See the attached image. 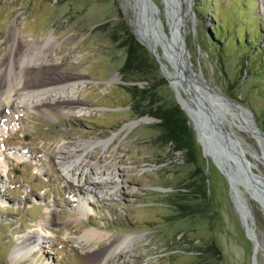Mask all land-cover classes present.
<instances>
[{
	"label": "rangeland",
	"instance_id": "374dc122",
	"mask_svg": "<svg viewBox=\"0 0 264 264\" xmlns=\"http://www.w3.org/2000/svg\"><path fill=\"white\" fill-rule=\"evenodd\" d=\"M152 1L153 17L170 36L164 0ZM181 8L191 67L210 88L215 128L207 132L264 184V0H181ZM136 18L152 37L151 49L135 31ZM18 28L26 42L57 38L42 59L81 75L74 94L80 103L54 118L27 107L0 127V264H87L88 254L136 230L143 234L111 264H264V205L238 185L246 218L238 211L225 174L236 164L218 153L216 163L207 152L162 72L161 40L141 19L137 0H0V56ZM123 30L148 54L140 63L144 78L133 79V66L125 69V47L114 40ZM174 105L190 128L182 149L163 136L154 115ZM107 138L106 147L90 146L88 163L77 156L59 162L61 144ZM94 165L119 168L116 194L88 196L90 183L78 189L76 179ZM79 198L90 214L78 213ZM93 226L108 234L83 239ZM21 244L27 249L14 252Z\"/></svg>",
	"mask_w": 264,
	"mask_h": 264
},
{
	"label": "bare ground",
	"instance_id": "6f19581e",
	"mask_svg": "<svg viewBox=\"0 0 264 264\" xmlns=\"http://www.w3.org/2000/svg\"><path fill=\"white\" fill-rule=\"evenodd\" d=\"M137 2L140 12H142V10L145 11V7L147 6L146 0H142L143 3L140 2V0H137ZM164 2L166 4V17L171 32L174 33V31L178 29L181 35L183 19L181 14V0H179V13L169 0H164ZM134 26L139 39L150 46L153 45L151 40L152 37L149 36L139 19H134ZM152 29L155 38H160L164 50L166 51L167 45L170 43V36L166 35L163 28L158 30L156 26L153 25ZM10 36L11 43L8 52L0 56V127L8 123L10 117L16 116L18 111H22L27 107L28 109L31 108L36 110L39 114L47 118H54L58 113H64L65 110L70 111L72 107L80 103V100L74 97V94L76 88L75 83L81 75L65 69H60L56 65H51V63H47L42 59L44 51L57 44L58 40L56 37L52 34H48L26 42L19 28ZM159 38H157V42H160L158 40ZM162 59H165V57L162 56V58H160L162 61L163 74L168 77L170 84L178 92L181 105L188 113L191 122L194 124L195 129L205 143L206 135L210 134L207 132V127L215 128V119L211 118L209 115V102L205 97L206 93H209L210 88L205 84L203 85L198 74L192 71H185L184 78L187 82L185 86L181 81V72L175 69L174 65L168 60L171 67L170 65L167 66L166 62H163ZM184 94H187V97ZM202 110L203 112H201ZM109 140L110 139L107 138L100 143L95 140H77L70 144L63 143L58 149V153H60L59 162L63 164L65 161H69V159L77 156V159H80L82 164L88 163L86 162L88 153H90V155L94 153L93 150H91V152L89 151L90 146L96 144V148L97 146L106 147ZM1 141L2 137L0 136V152L3 153ZM118 171V167H113L111 169L105 167L101 169L99 166L94 165L89 175L86 174L84 178L78 176L76 179L78 189L80 190L84 188L85 184L87 185L90 183L93 188H89V186L86 187V191H89L87 194L88 196L97 195L98 198L104 199L108 197V195L116 194L118 188L123 186ZM95 185H102L103 190L97 191V186L95 187ZM233 186L235 185L233 184ZM232 192L234 194L233 190ZM92 199H95V197ZM261 201L264 204L263 198H261ZM78 203L80 205L78 213L90 214L87 208L86 210L82 209L83 206H86L87 199L79 198ZM236 206L242 217L246 218V212L243 208L240 207L238 203H236ZM92 211L93 209H91V212ZM107 234L108 231L93 226L87 229L82 234V237L85 240H94ZM142 234V231L136 230L120 235L116 240L111 242L107 249L97 252L92 256V253L88 254L86 263L111 264V258L117 250H128L127 247L129 244ZM128 242L130 243L128 244ZM26 249L27 247L21 244L16 245L13 251H24ZM123 260L124 259H122V261ZM96 261H98V263H96ZM122 261L117 260L115 264H120Z\"/></svg>",
	"mask_w": 264,
	"mask_h": 264
},
{
	"label": "water",
	"instance_id": "95a60500",
	"mask_svg": "<svg viewBox=\"0 0 264 264\" xmlns=\"http://www.w3.org/2000/svg\"><path fill=\"white\" fill-rule=\"evenodd\" d=\"M146 2H147V6L145 7V11L142 10L141 12V19L145 20V22L149 24L151 27L155 25L156 29L159 30L161 28L160 22L157 19H155V17H153V12L157 11L158 7L155 5V3L152 0H146ZM169 2H171L174 5V7L177 9L179 13V0H169ZM169 33H170V43L167 45L166 51L164 50V47H163V57H165L171 64H173L175 69L181 72V81L186 86L187 82H186V79L184 78L185 71L187 72L192 71L193 73H196V72L191 67V61L188 56V50L184 42V37L180 35L178 29L177 31H174V33H172L171 29H169ZM148 46L150 47V45ZM154 55L158 59V55L155 53ZM198 77L200 78L203 85L204 84L206 85L204 78L202 77L200 73H198ZM176 98L180 106L183 108V106L180 103V98H179L177 91H176ZM201 112H203V110ZM206 136H207L206 141L210 147L209 148L210 150L207 148V152L214 158V161L216 163H218L217 157H216V153H218L220 156L230 157L231 159L234 160V163L236 164L235 168L225 171V174L230 184V188L231 190L234 191V194H233L234 202L238 203L240 207H242L243 210L246 212L245 210L246 206L244 205V200H243V197L241 196V189L238 186V185H242L243 187L250 188L252 190L251 194L262 205H264L261 201V198L264 199V184L261 183V180L255 177L254 173L251 170H249L245 160L240 156V154L236 153L235 151L228 152L226 149H223L221 147H217V145H214L217 142L213 134L210 133L209 135H206ZM233 184L235 186H233ZM256 249L257 247H255L254 251Z\"/></svg>",
	"mask_w": 264,
	"mask_h": 264
},
{
	"label": "trees",
	"instance_id": "16d2710c",
	"mask_svg": "<svg viewBox=\"0 0 264 264\" xmlns=\"http://www.w3.org/2000/svg\"><path fill=\"white\" fill-rule=\"evenodd\" d=\"M124 31V30H123ZM213 33L216 37L221 36L223 33L221 28H213ZM120 45L125 47L126 60L125 69H129V66L135 68V77L133 79H141L145 77V70L140 67L142 60L147 59L148 54L145 48L136 40L134 35L130 32H123L119 34L114 40L120 39ZM124 69V68H123ZM134 95L137 93L130 89ZM145 92V90H140V93ZM154 115L161 119L160 125L162 127L163 136L175 142L177 149H182L188 146L187 135L189 133V124L185 113L180 109L178 105H174L167 108H160L154 112Z\"/></svg>",
	"mask_w": 264,
	"mask_h": 264
}]
</instances>
